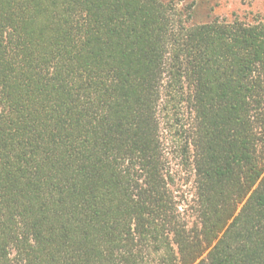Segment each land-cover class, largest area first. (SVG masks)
<instances>
[{"label":"trees","instance_id":"trees-1","mask_svg":"<svg viewBox=\"0 0 264 264\" xmlns=\"http://www.w3.org/2000/svg\"><path fill=\"white\" fill-rule=\"evenodd\" d=\"M191 18L0 0V264H264V19Z\"/></svg>","mask_w":264,"mask_h":264},{"label":"rangeland","instance_id":"rangeland-1","mask_svg":"<svg viewBox=\"0 0 264 264\" xmlns=\"http://www.w3.org/2000/svg\"><path fill=\"white\" fill-rule=\"evenodd\" d=\"M178 7L192 13L190 23L205 24L215 20L232 22L240 20L251 22L253 19H264V0H176ZM185 117L190 116L186 108ZM183 113V112H182ZM174 133H166L170 165L177 175L179 195L185 194L189 199L194 196V178L191 166L182 162L179 157L177 144L173 139ZM194 223L191 219V224Z\"/></svg>","mask_w":264,"mask_h":264}]
</instances>
